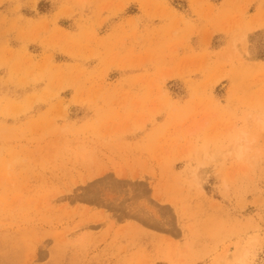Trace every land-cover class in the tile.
Instances as JSON below:
<instances>
[{
    "label": "rangeland",
    "instance_id": "obj_1",
    "mask_svg": "<svg viewBox=\"0 0 264 264\" xmlns=\"http://www.w3.org/2000/svg\"><path fill=\"white\" fill-rule=\"evenodd\" d=\"M0 264H264V0H0Z\"/></svg>",
    "mask_w": 264,
    "mask_h": 264
}]
</instances>
